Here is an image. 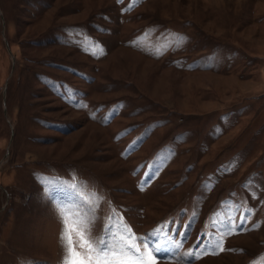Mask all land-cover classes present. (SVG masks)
<instances>
[{"label": "rangeland", "instance_id": "obj_1", "mask_svg": "<svg viewBox=\"0 0 264 264\" xmlns=\"http://www.w3.org/2000/svg\"><path fill=\"white\" fill-rule=\"evenodd\" d=\"M84 200L158 264H264V0H0V264H62Z\"/></svg>", "mask_w": 264, "mask_h": 264}, {"label": "snow or ice", "instance_id": "obj_2", "mask_svg": "<svg viewBox=\"0 0 264 264\" xmlns=\"http://www.w3.org/2000/svg\"><path fill=\"white\" fill-rule=\"evenodd\" d=\"M72 187L75 188L76 185ZM84 203L89 205V212L58 209L63 225L61 240L65 249L62 264H158L156 254L182 247L180 241L173 239V236L166 232L161 238L160 229L154 230L151 234L156 237L155 240L149 239L148 236L137 237L131 228L123 223L122 217L117 216L115 212L108 217L103 234L99 238H93L91 224L94 216L89 214L93 210L92 204L89 200H84ZM237 208L239 210V206ZM244 211L249 215L241 214L239 224H246L253 210L247 208ZM213 227L216 229L215 232H201L196 244L193 245L195 251L189 250L184 255L198 259L209 251L222 252L224 251L223 235L234 234L237 229L247 230L240 228L231 214L222 220H213ZM174 235L187 238L186 231Z\"/></svg>", "mask_w": 264, "mask_h": 264}]
</instances>
